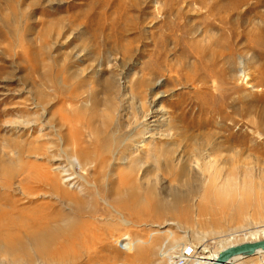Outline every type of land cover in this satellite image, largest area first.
<instances>
[{
  "label": "rangeland",
  "instance_id": "1",
  "mask_svg": "<svg viewBox=\"0 0 264 264\" xmlns=\"http://www.w3.org/2000/svg\"><path fill=\"white\" fill-rule=\"evenodd\" d=\"M231 157L260 185L247 192L234 171V201H205ZM56 158L98 205L76 264H133L138 247L137 264H167L177 248L206 255L200 239H263L264 0H0V186L35 185Z\"/></svg>",
  "mask_w": 264,
  "mask_h": 264
},
{
  "label": "bare ground",
  "instance_id": "2",
  "mask_svg": "<svg viewBox=\"0 0 264 264\" xmlns=\"http://www.w3.org/2000/svg\"><path fill=\"white\" fill-rule=\"evenodd\" d=\"M63 120L62 123L64 122ZM77 148L75 146L76 161L86 166L89 158L81 148ZM57 160H59V163L53 167V170H56L55 172L43 170L35 172L33 178L35 185L24 182L19 185L16 191L12 190L9 184L0 186V257L2 259L9 260L14 264L22 261L30 262L35 259L39 264H76V254L79 250L76 241H81L83 246L87 247L86 237H90L93 233L91 230L92 221L90 220L94 218L95 208L98 206L96 196L87 184L79 192L69 190L66 185L71 182V186L74 187L78 181L76 179L77 176L69 172L66 165L60 164L61 159L56 158L54 161ZM91 161L89 163L90 166L93 162ZM224 161L232 164L229 168L232 172H230L225 182H220L221 184H219L217 182L218 179L216 180L209 175L203 190L205 201L219 206H225L229 202L234 201L232 196L237 188L236 186L234 188L232 180L234 175H236L235 172L248 173V170L242 166V163H244L243 159L231 157L225 158ZM233 163L241 164L236 166ZM69 164L72 165L73 162L69 161ZM5 171L6 177L11 178L13 171L11 169ZM248 174L241 182L245 186V190L251 193L260 184L257 185L252 179L248 178L250 173ZM15 193L21 195V197L14 199L12 196ZM257 193L259 194L258 198L264 200V194ZM235 194L237 195V191ZM244 194H241V192L239 194V196L245 197L240 203L242 206L249 204V200ZM21 198L25 199L29 205L19 204ZM103 203L109 206L108 201L103 200ZM110 203L117 208L124 207L118 198H113ZM30 204H34V206H30ZM242 206L238 207L236 214L240 215ZM257 206L259 207V205ZM200 209L201 212H206V208L203 206ZM215 217L216 215L212 214L211 219L214 221ZM215 221L213 224L218 225ZM261 230L259 228L257 232ZM262 233L264 232L262 231ZM200 241L198 245L199 252H208L206 255L200 254L194 258L189 248H177L175 256L172 253V255L169 254L167 264H204L213 260L217 253L225 248L226 245L234 244L222 243L214 250L207 249L203 239H200ZM262 253L264 252L258 251L255 255ZM183 255H185L183 258L184 262L179 263ZM126 257L133 264L147 259L144 251L139 247L134 254ZM241 259L243 258L237 257L225 264H241Z\"/></svg>",
  "mask_w": 264,
  "mask_h": 264
},
{
  "label": "water",
  "instance_id": "3",
  "mask_svg": "<svg viewBox=\"0 0 264 264\" xmlns=\"http://www.w3.org/2000/svg\"><path fill=\"white\" fill-rule=\"evenodd\" d=\"M258 251L264 252V238L260 240L229 245L221 249L213 260L204 264H225L237 257L247 258L253 256Z\"/></svg>",
  "mask_w": 264,
  "mask_h": 264
},
{
  "label": "built area",
  "instance_id": "4",
  "mask_svg": "<svg viewBox=\"0 0 264 264\" xmlns=\"http://www.w3.org/2000/svg\"><path fill=\"white\" fill-rule=\"evenodd\" d=\"M263 255H264V254H263ZM183 258H184V257H183ZM183 258H180V259H181V261H180L179 263H182V262H184ZM262 263L264 264V258H263V260H262Z\"/></svg>",
  "mask_w": 264,
  "mask_h": 264
}]
</instances>
